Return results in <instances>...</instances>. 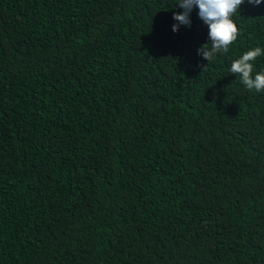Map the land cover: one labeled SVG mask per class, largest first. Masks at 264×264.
I'll return each mask as SVG.
<instances>
[{
  "label": "trees",
  "instance_id": "16d2710c",
  "mask_svg": "<svg viewBox=\"0 0 264 264\" xmlns=\"http://www.w3.org/2000/svg\"><path fill=\"white\" fill-rule=\"evenodd\" d=\"M0 264H264V0H0Z\"/></svg>",
  "mask_w": 264,
  "mask_h": 264
}]
</instances>
